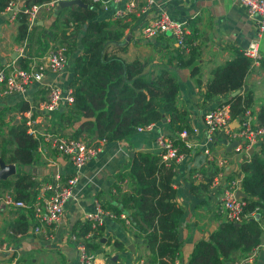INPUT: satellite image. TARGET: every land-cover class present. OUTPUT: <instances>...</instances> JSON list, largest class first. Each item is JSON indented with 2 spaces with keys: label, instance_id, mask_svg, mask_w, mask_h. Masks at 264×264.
Listing matches in <instances>:
<instances>
[{
  "label": "crops",
  "instance_id": "crops-1",
  "mask_svg": "<svg viewBox=\"0 0 264 264\" xmlns=\"http://www.w3.org/2000/svg\"><path fill=\"white\" fill-rule=\"evenodd\" d=\"M18 1L24 4L26 0ZM101 1L105 3L106 10H99L97 18L117 22V26H124V38L128 37V42L125 43L127 52L123 56L126 61L137 58L141 61L146 60L148 65L168 62L172 65L176 56H185L186 51L178 48L168 34L146 41L140 36V27L159 14H164L174 22L186 24L187 36L192 35V47L196 49L194 64L199 69L201 84L207 82L211 72L231 60L236 52L243 55L250 42L257 43V59L254 62L248 58L249 69L240 89L234 93L202 100L201 90L190 77L189 69L175 70L179 83L176 107L185 112L188 127L196 131L192 137L196 145L188 150L179 162L172 163L174 201L182 209V216L177 224L181 249L176 264H187L193 245L197 241L205 240L223 221L219 203L220 188L228 182L242 178L240 164L257 151L260 143L253 144L246 151L236 152L234 147L229 149L234 143L228 135L230 127L215 133L212 139L208 140L202 133L200 118L205 112L223 104L232 95L247 93L252 96L249 111L252 119L255 117L259 108L264 105V33L259 40H255L253 21L247 18L244 9L234 0H135L133 12L116 19H113V13L122 10L124 2ZM51 14L52 19L46 21L49 25L42 23L39 25L41 29H37L39 31L37 33H47L50 39L54 37L50 29L56 11ZM6 26L11 27L13 24L9 25L0 19V35ZM74 53L76 48L67 51L63 70L58 74H47L42 80V85L51 82L63 88L68 87L72 79ZM12 59H14L13 49L12 52H8V49L0 48V66ZM44 95L45 90L41 85H33L27 90L25 98L28 103L35 104L42 100ZM18 101L22 100L15 96L1 99L0 110ZM14 115L13 118L16 117ZM58 119L56 113L39 117L40 127L46 131L69 136L73 128L58 126ZM48 126L50 129H47ZM171 131L167 119L163 118L153 124L150 131L136 133L127 142H106L96 158L87 162L78 172L74 171L64 157L55 152L44 153L42 149H37L31 165L23 168L33 180L30 194L35 196L37 189L43 183L53 180L55 176L64 183L66 179L75 175L76 183L72 189V197L64 204L61 219L55 225L46 228L44 234L31 232L32 221L30 213L26 210L11 207L1 210L0 202V243L6 244L11 250V253L0 254V264L8 262L10 257L12 258L10 264H79L76 260L75 244L71 241L74 239L70 236L71 230L74 227L79 229L88 222L83 219L84 215L95 214L97 205L104 213L110 214L101 217L100 236L93 240L91 234L81 237L85 243L92 241L97 244V250L93 253L94 264H136L138 260L147 263L148 253L143 236L133 235L134 230H131L130 225H126L120 216L118 218L113 216L106 208L120 210L119 205L113 201L116 193L111 186L117 182L118 176L125 174L131 154L135 152L158 154L156 137L169 136ZM204 148L208 149V154L203 153ZM217 159L226 161L224 168H217ZM215 179L218 180L217 189L210 187ZM208 181L211 183L209 182L205 190L191 192L192 187L200 188ZM117 185L124 190L127 181L124 180ZM237 197L240 198L241 194L237 193ZM21 211L26 216L27 231L25 234L12 233L11 226L17 219L18 212ZM129 214L128 211H121L119 215H123L129 221ZM259 225L263 233L262 241L252 252L251 262L248 264H264V216L259 218ZM243 259L239 254H235L227 258L223 264H237Z\"/></svg>",
  "mask_w": 264,
  "mask_h": 264
},
{
  "label": "trees",
  "instance_id": "trees-1",
  "mask_svg": "<svg viewBox=\"0 0 264 264\" xmlns=\"http://www.w3.org/2000/svg\"><path fill=\"white\" fill-rule=\"evenodd\" d=\"M15 1L0 0V12ZM44 1L26 0L23 5ZM82 2L87 7L72 5L57 10L50 29L59 44H66L68 52L76 48L72 79L67 85L71 89L72 104L56 112L58 126L73 128L69 135L71 138L84 135L87 139L127 142L137 129L166 118L172 128L169 134L171 143L179 155H185L187 150L175 133L184 131L190 134L191 130L185 121V112L175 104L179 90L175 70L188 68L190 77L201 90L202 100H206L239 90L250 60L236 52L231 60L211 72L207 82L201 84L199 69L194 64L196 49L192 47L191 35L184 38L180 48L186 51V55H177L172 65L169 62L148 65L146 60L137 58L126 61L123 56L127 52V44L122 42L124 26H117V22L110 20H99L98 4L89 5L87 0ZM37 29L41 27L37 26L27 34L25 17L18 15L13 40L18 43L30 40ZM36 42L43 45L42 39L38 38ZM16 62L20 68L26 67V59L19 58ZM222 105L228 108L230 120H236L250 110L252 96L250 93L232 95ZM27 109V102L18 101L0 110V161L15 167L12 177L0 181V196L9 193L13 201L25 205L30 204L34 196L30 194L33 180L23 168L33 162L39 141L26 134L22 122L13 123V115H20ZM253 123L263 129V135L257 151L240 164L242 219L237 224L220 222L205 240L193 245L187 264H223L235 254L245 259L261 244L263 233L259 218L264 216V105L259 108ZM125 170V174L118 176L117 182L111 186L116 193L113 201L121 211L130 212L133 235L143 236L148 253L146 264H176L181 249L177 224L182 209L174 201L172 163L162 162L160 153L135 152L131 154ZM124 180L127 186L121 190L117 184ZM209 182L200 188L192 187L191 192L205 190ZM106 209L116 218L121 213L115 208ZM26 212L30 213V210ZM29 215L31 217V213ZM27 228L25 214L18 212L11 226L12 233L25 234ZM101 231L100 224L86 222L79 229L74 227L71 230L70 236L74 238L71 241L78 243L87 234H91L93 240L100 236ZM84 246L90 254L97 250V244L92 241H87ZM10 259L2 264H10Z\"/></svg>",
  "mask_w": 264,
  "mask_h": 264
},
{
  "label": "built area",
  "instance_id": "built-area-1",
  "mask_svg": "<svg viewBox=\"0 0 264 264\" xmlns=\"http://www.w3.org/2000/svg\"><path fill=\"white\" fill-rule=\"evenodd\" d=\"M74 0H46L38 4L25 6L18 0L9 3L5 9L0 12V19L13 25L17 22L18 15H24L26 22L27 34H30L37 26L47 23L52 19V12L59 10L66 2ZM82 2L83 0H78ZM112 2H124L122 10L113 13V19L121 18L130 14L135 9V0H111ZM243 9L251 21L254 23L255 40L264 33V0H234ZM83 3V2H82ZM89 5L98 4V10H106V5L101 0H87ZM84 4V3H83ZM86 7L87 5L84 4ZM54 20V19H53ZM47 21V22H46ZM49 25V23H47ZM188 26L184 23H177L167 18L164 14H159L156 18L140 27V36L146 41L156 38L162 34H168L174 40L178 48H182L184 38L188 34ZM27 39L23 40L19 48H14V59L0 66V100L9 96L20 97L22 101H26L25 94L33 85H41L45 90L44 98L35 104L28 103V109L14 118L15 123L22 122L26 127V134L33 139H38V149H42L44 153L55 152L64 157L78 172L87 162L96 158L101 152V147L106 143L104 139L95 140L87 139L85 136L71 138L67 135H60L55 132L46 131L40 127L39 117L48 116L65 110L72 104V93L68 87H60L57 83L47 82L42 85V80L47 74H58L63 70L65 64V55L67 52L66 44L53 45L39 57L30 56L24 53L27 45ZM243 55L254 62L257 59V43L250 42ZM24 58L27 60L25 68H20L16 59ZM61 108V109H60ZM233 126L235 128H233ZM152 127L148 125L139 128L136 133L150 131ZM200 127L202 133L208 140L219 131H225L228 127L229 138L235 143L234 151L243 152L250 146L261 141L263 129L257 127L253 123L250 111L246 110L243 115L236 119L230 120L228 108L219 105L212 110L205 112L200 118ZM191 130V129H190ZM196 134L195 130H191L190 134L184 131L175 133L188 151L196 145V141L192 137ZM171 135L157 136L155 144L161 154V160L164 163H177L183 157L178 154L177 149L170 141ZM43 146V147H42ZM204 154H208V149H203ZM226 161L223 159L216 160L218 169L224 168ZM219 177V175H218ZM76 183V176L69 177L64 183H61L57 176L50 182L43 183L37 189L36 195L32 202L25 205L21 202L12 200L9 193H5L1 197V205L15 209L30 210L31 213V232L34 234H44L45 229L55 225L63 215V206L67 200L72 197V189ZM240 180H234L226 183L220 188L219 203L221 207V216L223 221L237 224L241 221V212L243 203L237 197ZM211 188L217 189L218 180L215 179L211 183ZM104 213L100 207L96 206L95 214H86L83 219L88 222L101 223ZM126 225H130L128 219L123 215H119ZM76 260L79 264H94V255L85 249V241L82 239L75 241ZM257 248V247H256ZM255 248V249H256ZM254 249V250H255ZM11 253L10 248L4 243H0V254ZM252 254V253H251ZM251 254L248 258L243 259L237 264H248L251 262ZM136 264H146L142 260H138Z\"/></svg>",
  "mask_w": 264,
  "mask_h": 264
},
{
  "label": "rangeland",
  "instance_id": "rangeland-1",
  "mask_svg": "<svg viewBox=\"0 0 264 264\" xmlns=\"http://www.w3.org/2000/svg\"><path fill=\"white\" fill-rule=\"evenodd\" d=\"M55 16V14H54ZM38 30H35L32 34V38L28 39L27 45L24 48V53L29 54L30 56L39 57L41 54L45 55V53L50 48V43L53 45H59L58 39L55 37L50 39V36L46 34L37 33ZM16 35V23L13 26H6L4 31L0 35V48L8 49V52H12V49L21 47L20 43L15 42L13 39ZM49 37V38H47ZM40 39L43 40V45L41 43H37L36 41ZM16 116V115H15ZM14 116V117H15ZM8 121V120H7ZM49 127V126H48ZM47 129H50L47 128ZM6 206L1 205V210H4Z\"/></svg>",
  "mask_w": 264,
  "mask_h": 264
},
{
  "label": "water",
  "instance_id": "water-1",
  "mask_svg": "<svg viewBox=\"0 0 264 264\" xmlns=\"http://www.w3.org/2000/svg\"><path fill=\"white\" fill-rule=\"evenodd\" d=\"M72 5H77V6H80L82 8H85L86 7L82 2H80L78 0L66 2L63 5V7H68V6H72ZM123 42L124 43H127L128 42V37H125L124 40H123ZM234 145H235V143H232L229 146V149L233 148ZM14 174H15V167L13 165H7V164H4L3 162L0 161V181L5 180V179H7L9 177H12ZM237 193H240L241 194L240 191H238ZM254 219L257 220L258 219V216L255 215L254 216Z\"/></svg>",
  "mask_w": 264,
  "mask_h": 264
}]
</instances>
